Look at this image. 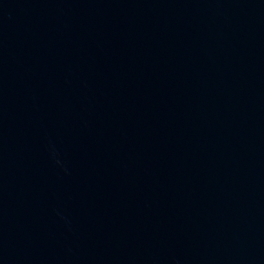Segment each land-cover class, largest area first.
<instances>
[{
	"label": "water",
	"instance_id": "1",
	"mask_svg": "<svg viewBox=\"0 0 264 264\" xmlns=\"http://www.w3.org/2000/svg\"><path fill=\"white\" fill-rule=\"evenodd\" d=\"M0 264H264V0H0Z\"/></svg>",
	"mask_w": 264,
	"mask_h": 264
}]
</instances>
